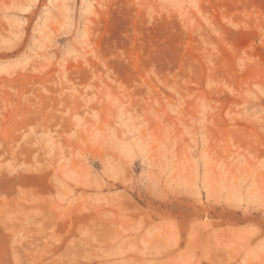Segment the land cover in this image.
Instances as JSON below:
<instances>
[{
    "label": "rangeland",
    "instance_id": "rangeland-1",
    "mask_svg": "<svg viewBox=\"0 0 264 264\" xmlns=\"http://www.w3.org/2000/svg\"><path fill=\"white\" fill-rule=\"evenodd\" d=\"M0 264H264V0H0Z\"/></svg>",
    "mask_w": 264,
    "mask_h": 264
}]
</instances>
